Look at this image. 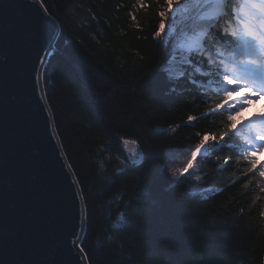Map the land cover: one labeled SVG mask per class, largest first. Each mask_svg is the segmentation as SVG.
<instances>
[{"label": "trees", "instance_id": "obj_1", "mask_svg": "<svg viewBox=\"0 0 264 264\" xmlns=\"http://www.w3.org/2000/svg\"><path fill=\"white\" fill-rule=\"evenodd\" d=\"M146 2L152 8H133L136 0H42L59 29L42 89L83 194L86 263L264 264V178L245 177V160L233 155L222 170L233 151L225 148L205 158L201 181L170 176L210 121L188 125L206 105L191 85L162 83L170 49L152 39L158 9ZM122 138L141 142L142 164L119 165ZM166 153L176 160L170 168Z\"/></svg>", "mask_w": 264, "mask_h": 264}, {"label": "water", "instance_id": "obj_2", "mask_svg": "<svg viewBox=\"0 0 264 264\" xmlns=\"http://www.w3.org/2000/svg\"><path fill=\"white\" fill-rule=\"evenodd\" d=\"M58 31L39 0H0V264H87L73 244L83 202L41 82Z\"/></svg>", "mask_w": 264, "mask_h": 264}, {"label": "snow or ice", "instance_id": "obj_3", "mask_svg": "<svg viewBox=\"0 0 264 264\" xmlns=\"http://www.w3.org/2000/svg\"><path fill=\"white\" fill-rule=\"evenodd\" d=\"M39 2L43 8L42 0ZM155 5L158 23L152 39L166 43L170 49L160 66L164 73L162 83L191 85L200 97L199 102L206 105L199 115L187 117L188 125L210 121V130L197 132L198 142L183 154V165L170 171L172 180L201 181L199 168L205 158L210 152H222L225 148L233 151L224 157L222 170L237 155L247 162L245 177L258 173L264 178V163L257 160L264 152V111L238 120L249 107L264 100V0H155ZM132 7L152 8V4L136 0ZM44 12L47 14L46 8ZM129 15L133 22L137 20L135 12ZM40 63L43 65L44 60ZM140 143L127 138L119 141L125 153L124 158L116 157L121 167L142 164ZM66 166L71 169V164ZM142 179L152 177L143 175ZM251 182L249 179L243 187L247 189ZM259 187L264 192V186ZM209 191L203 189L205 193ZM78 198L83 202L82 192ZM260 216L264 219V210ZM125 217L121 212L114 227H119ZM85 218L82 214V224ZM73 244L87 262L83 244L78 241Z\"/></svg>", "mask_w": 264, "mask_h": 264}, {"label": "rangeland", "instance_id": "obj_4", "mask_svg": "<svg viewBox=\"0 0 264 264\" xmlns=\"http://www.w3.org/2000/svg\"><path fill=\"white\" fill-rule=\"evenodd\" d=\"M253 107H255L254 105H252L251 107H249L244 113H242V119H248L250 116H252V114H253V110H251V109H253ZM141 149V148H140ZM261 161H262V163H264V155H262L261 156ZM165 164L167 165V166H169V168L171 167V166H173V163H175L176 162V160L171 156V154H167L166 153V155H165ZM138 164H140V163H138ZM137 164V165H138Z\"/></svg>", "mask_w": 264, "mask_h": 264}, {"label": "bare ground", "instance_id": "obj_5", "mask_svg": "<svg viewBox=\"0 0 264 264\" xmlns=\"http://www.w3.org/2000/svg\"><path fill=\"white\" fill-rule=\"evenodd\" d=\"M254 106H255V108L253 109V112H255V114H259L261 111H264V108H262L261 107V105H259L258 103H255L254 104ZM54 131H55V129H54ZM56 133V132H55ZM63 152V151H62ZM64 154V153H63ZM75 178V177H74ZM76 180V179H75ZM78 185V184H77ZM79 188V187H78ZM80 191V190H79ZM82 236V235H81ZM80 239H81V237H80ZM80 239H79V241H80ZM78 241V242H79Z\"/></svg>", "mask_w": 264, "mask_h": 264}]
</instances>
